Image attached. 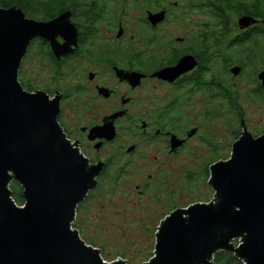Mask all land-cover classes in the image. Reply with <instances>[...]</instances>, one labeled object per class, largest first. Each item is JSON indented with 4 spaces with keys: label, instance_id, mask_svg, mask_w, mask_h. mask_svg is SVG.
Wrapping results in <instances>:
<instances>
[{
    "label": "flooded vegetation",
    "instance_id": "flooded-vegetation-1",
    "mask_svg": "<svg viewBox=\"0 0 264 264\" xmlns=\"http://www.w3.org/2000/svg\"><path fill=\"white\" fill-rule=\"evenodd\" d=\"M8 1L26 18L61 22L53 38L66 52L57 56L47 37L33 36L18 80L28 91L59 97L57 120L66 138L89 166L100 167L96 185L76 206L75 217L94 191L110 180L131 179L136 168L148 167L156 174L139 179L140 195L163 183V163L181 151H197L198 146L228 151L224 140L204 132L211 117L223 119L227 111L235 117L230 151L245 130L253 137L264 133V126L255 131L245 123L234 81L248 69L252 102L264 103L259 78L264 70V0ZM241 16H249L250 22L240 25ZM33 57L49 73L42 87L23 68ZM181 59L186 67L176 76L158 75ZM222 127L227 132L228 123ZM134 158L141 160L138 165Z\"/></svg>",
    "mask_w": 264,
    "mask_h": 264
},
{
    "label": "water",
    "instance_id": "water-1",
    "mask_svg": "<svg viewBox=\"0 0 264 264\" xmlns=\"http://www.w3.org/2000/svg\"><path fill=\"white\" fill-rule=\"evenodd\" d=\"M250 20L241 16L239 23ZM60 23L0 7V264H127L121 257L104 260L72 226L100 167L89 166L66 138L57 120L59 97L28 91L18 80L33 36L47 37L57 56L66 52L53 38ZM185 67L181 59L158 75L173 78ZM259 78L264 85V70ZM11 180L22 188V205L11 196ZM208 183L212 199L175 208L161 219L153 254L142 264H211L220 249L235 253L242 264H264V133L253 137L245 130L229 157L210 164Z\"/></svg>",
    "mask_w": 264,
    "mask_h": 264
},
{
    "label": "rangeland",
    "instance_id": "rangeland-1",
    "mask_svg": "<svg viewBox=\"0 0 264 264\" xmlns=\"http://www.w3.org/2000/svg\"><path fill=\"white\" fill-rule=\"evenodd\" d=\"M36 61L34 57L26 59L23 68L34 84L42 87L46 84L45 76L48 79L49 73ZM248 71L245 70L243 76L234 81L240 89L238 105L245 123L258 131L264 126V103L252 102L249 92L252 88L251 74ZM67 106L65 103L66 111ZM233 118L235 117L230 111H227L223 119L211 117L204 131L210 132L214 140H224L228 145V151H203L204 148L199 146L197 151H181L169 163H163L166 176L161 177L158 174L163 183L148 189L145 194H138L136 184L148 173L153 175L152 179L156 177L154 171L148 167L136 168V174L129 180L127 176L117 181L110 180L101 190L94 191L92 197L82 204L74 225L72 224L78 230L81 239L100 249L101 256L107 262L117 257L127 260V264L147 262L153 254L157 226L171 206L182 208L192 202H204L212 198L214 190L208 183L209 167L214 161L226 159L230 155L232 129L236 126ZM227 123L228 129L225 132L222 124ZM140 161L135 159L133 165H138ZM169 192H173L172 199L168 197ZM161 200L163 204L159 203ZM238 242V239L233 240L235 246Z\"/></svg>",
    "mask_w": 264,
    "mask_h": 264
},
{
    "label": "trees",
    "instance_id": "trees-1",
    "mask_svg": "<svg viewBox=\"0 0 264 264\" xmlns=\"http://www.w3.org/2000/svg\"><path fill=\"white\" fill-rule=\"evenodd\" d=\"M18 2L20 5L23 4V1H21V0H18ZM10 4L11 3L8 0H0V6L1 7L7 8L10 6ZM230 153H231V151H230ZM207 175H208V173H207ZM9 188L11 190V196H12L13 200L15 201V203L17 205H22L24 202V197L22 194V188L19 185V183L16 180H11L9 183ZM80 207H82V206H80ZM73 225H74V223H73ZM241 263H242L241 260L239 258H237L235 253H233L232 251H227V250H221V249L217 250L213 254V258H212V264H241Z\"/></svg>",
    "mask_w": 264,
    "mask_h": 264
}]
</instances>
